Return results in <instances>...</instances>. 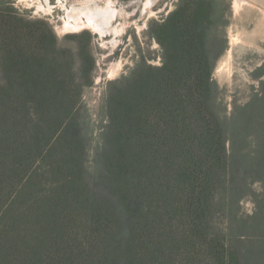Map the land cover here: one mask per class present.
Instances as JSON below:
<instances>
[{"label":"trees","instance_id":"1","mask_svg":"<svg viewBox=\"0 0 264 264\" xmlns=\"http://www.w3.org/2000/svg\"><path fill=\"white\" fill-rule=\"evenodd\" d=\"M228 16L226 0H178L160 66L109 83L91 157L80 52L5 21L0 264H264V79L227 114L211 74Z\"/></svg>","mask_w":264,"mask_h":264},{"label":"rangeland","instance_id":"2","mask_svg":"<svg viewBox=\"0 0 264 264\" xmlns=\"http://www.w3.org/2000/svg\"><path fill=\"white\" fill-rule=\"evenodd\" d=\"M84 0H0V29L11 27L5 21L18 19L39 28L42 34L53 37L68 49L80 52V125L89 132L88 157L95 151L98 136L106 126L103 104L110 82L125 75L136 62L158 67L162 48L157 41L158 27L174 11L178 0H113L118 10L110 27L124 29L114 35L101 36L90 29L62 30L66 10L80 7ZM146 1L149 4L145 8ZM240 8L234 0H226L229 6L226 33V49L218 56L212 69V79L219 90V99L230 114L234 106L247 103L260 90L261 67L264 66V0H243ZM104 7L105 0H96ZM40 4L41 6H39ZM49 7V8H48ZM91 7H94L93 5ZM39 22V23H38ZM219 24V23H218ZM109 30V29H108ZM108 32V31H107ZM115 40V41H113ZM219 49L211 48V55ZM86 77V78H85ZM87 77H91L90 79ZM252 194L240 202V211L247 217L254 211V196L263 192L262 186H251Z\"/></svg>","mask_w":264,"mask_h":264},{"label":"bare ground","instance_id":"3","mask_svg":"<svg viewBox=\"0 0 264 264\" xmlns=\"http://www.w3.org/2000/svg\"><path fill=\"white\" fill-rule=\"evenodd\" d=\"M105 1V6L100 7L97 5L96 0H84L80 3V7L72 6L69 10H66L67 13L63 21L62 30L66 32L90 29L101 36L111 32L114 35L120 33L124 29V25L121 24L118 28H112L109 25L119 12L112 6L113 0ZM243 3V0H234V7L238 9ZM148 4L149 1H146L145 8ZM38 5L41 6L40 4ZM92 5L94 7H91Z\"/></svg>","mask_w":264,"mask_h":264}]
</instances>
